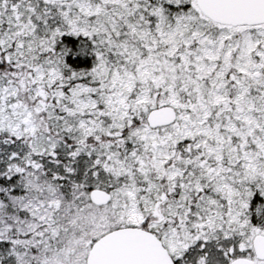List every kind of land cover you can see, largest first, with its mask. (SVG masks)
<instances>
[{"label":"snow or ice","instance_id":"6c2138e0","mask_svg":"<svg viewBox=\"0 0 264 264\" xmlns=\"http://www.w3.org/2000/svg\"><path fill=\"white\" fill-rule=\"evenodd\" d=\"M0 264H264V0H0Z\"/></svg>","mask_w":264,"mask_h":264}]
</instances>
